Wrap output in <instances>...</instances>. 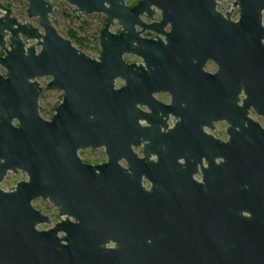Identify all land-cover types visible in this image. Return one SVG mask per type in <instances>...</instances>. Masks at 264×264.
<instances>
[{
  "label": "water",
  "instance_id": "95a60500",
  "mask_svg": "<svg viewBox=\"0 0 264 264\" xmlns=\"http://www.w3.org/2000/svg\"><path fill=\"white\" fill-rule=\"evenodd\" d=\"M27 1L28 17L38 18L41 28L21 22L0 2V184L10 172L27 175L10 191L0 186V264H264V238L254 237L255 229L264 232V169L233 166L231 152H223L224 176L233 172L238 179L234 196L224 180L221 206L214 191L207 203L191 192V215L163 217L160 227H138L133 215H121L183 209L181 203H158L141 185L143 175L152 180L155 174L148 160L155 151L153 131L164 122L158 109L183 113L179 99L189 91L206 101L195 121L212 125L220 116L218 101L229 113L225 104L243 92L245 103L264 113V0H234L225 13L217 0H138L133 6L126 0H60L76 7L77 18L105 15L98 57L59 33L53 3ZM116 21L119 32L111 30ZM146 31L155 36L145 37ZM126 54L141 62H128ZM209 62L215 72L205 70ZM43 77H51L47 88L64 93L50 120L40 114ZM118 80L125 84L117 86ZM161 91L173 95L174 105L164 108L156 100ZM143 118L152 125L142 127ZM141 138L150 141L145 159L132 149ZM99 147L108 155L103 164L79 155ZM123 158L128 169L119 164ZM159 171L169 174L166 166ZM39 198L58 208L57 222L34 206ZM201 209H211L210 216L194 215ZM43 224L51 226L40 229ZM110 241L115 248L106 246Z\"/></svg>",
  "mask_w": 264,
  "mask_h": 264
},
{
  "label": "flooded vegetation",
  "instance_id": "af4514ba",
  "mask_svg": "<svg viewBox=\"0 0 264 264\" xmlns=\"http://www.w3.org/2000/svg\"><path fill=\"white\" fill-rule=\"evenodd\" d=\"M160 18L161 13L156 11L154 20L159 21ZM142 19L146 22H152V19L147 14H144ZM169 29V26L166 27V30ZM143 35L150 38L154 37L155 33L146 31ZM126 55L125 59L130 63L141 62L139 57L140 62L129 61ZM205 70L208 71L206 67ZM124 84L123 82L119 87ZM154 97L164 108L174 105V97L169 91L158 92L154 94ZM245 99L246 96L243 92L237 100L233 98L229 99L225 104V109L230 110V112L226 114L223 113L224 108L222 102L218 101L220 116L218 120L212 122V125H199L195 121L197 117L203 115L202 112H199L198 107H205L206 101L201 97H199V100L195 99L194 95L189 91L186 92L183 98L179 99L181 103L178 110L184 111L183 113L176 114L169 112L168 115H165L162 109H158V119L161 118L164 122L156 124L157 127L153 131V147L155 151L151 152L148 160L153 163L151 167L155 174L152 180L146 175H143L141 185L145 191L154 194L158 203H160V199L166 201L167 204L181 203L183 209L155 208L151 210L121 212V215L126 217L133 215L135 221H138V223L134 222L138 227H141V224L143 226L144 223H146L145 225L150 223L151 225L155 224L160 227V220L163 217H186L191 215L190 209L187 208L190 203L191 192L199 194V198L207 203L209 199L211 200L210 193L214 191L215 203L217 206H221L224 180H228V188L231 191V195L234 196L235 189L233 184L238 179L233 172H230L228 176H224L223 165L228 160L223 155V152L226 153V151L231 152L233 155V166L240 164L241 166L253 168L257 171L260 168L264 169V113H260L254 103H245ZM260 106L264 107V102H261ZM139 107L145 113L149 114L152 112L148 105H139ZM230 119L234 120V122H230ZM139 123L142 127L152 125V122L148 123L146 118L140 119ZM255 123L258 125L256 126ZM148 143H150L149 140L141 138L139 145L132 146L133 151L140 159H145L144 149ZM86 149H100L106 155V159L93 163L81 157L84 162L92 165H100L108 161L105 147ZM147 163L146 165L148 166L149 164ZM119 164L124 169L129 168L125 158L120 159ZM164 166L167 167L168 176H164V172L160 173L159 171ZM192 168L193 172L191 175L190 169ZM213 178L214 180L212 181ZM215 211V219L220 221L222 218V209L218 208ZM210 214L211 209H201L196 211L194 215L208 218ZM241 214L246 217L251 216L247 211H243ZM137 216L139 217L138 219ZM126 217L123 220L129 221L130 218ZM262 229H255V238H264ZM154 238H150L149 242L153 241ZM106 246L112 249L116 247V243L110 241Z\"/></svg>",
  "mask_w": 264,
  "mask_h": 264
},
{
  "label": "rangeland",
  "instance_id": "374dc122",
  "mask_svg": "<svg viewBox=\"0 0 264 264\" xmlns=\"http://www.w3.org/2000/svg\"><path fill=\"white\" fill-rule=\"evenodd\" d=\"M54 4V10L51 14V20L56 29L64 37L69 38V33L73 32L76 34V37L80 39L81 42L73 40L74 45L83 51L84 53L92 56L98 57L101 51L100 47V36L99 33L105 24V15L102 13H94L89 15H84L81 18H77L76 14L77 9L75 6L69 4L66 1L60 0H49ZM218 1V10L225 13L232 8H227L234 0H217ZM0 2L9 6L12 10V15L18 18L21 22H28L29 24L40 27L38 18H29L27 15L28 1L27 0H0ZM137 0H126L128 5H132ZM229 6V7H230ZM1 12V11H0ZM76 12V13H75ZM2 12L0 13V15ZM232 18L237 20L239 18V9L235 8L232 13ZM41 28V27H40ZM113 32H119L121 30V25L116 21L115 25L111 27ZM148 34V33H147ZM34 41H30V44H33ZM39 50L40 47H37ZM126 58L129 61L140 62V59L134 55H126ZM206 69L210 72L216 70V65L213 62H209L206 66ZM42 84L43 89L40 94V114L43 118L50 120L54 115L57 106L63 99L64 93L56 88H47L46 83L51 80V77H43L38 79ZM123 82L121 80L117 81V86H120ZM80 155L83 159L89 162L97 163L106 159V155L102 150L94 149H85L80 151ZM27 175L24 172H19L15 174L10 172L5 180L0 184L4 190H12V187L21 180H26ZM34 206L40 209L43 213L50 216L53 220V223L56 222V216L58 214L57 208L48 200L42 198L36 199L33 202ZM51 225L43 224L40 229H48Z\"/></svg>",
  "mask_w": 264,
  "mask_h": 264
},
{
  "label": "trees",
  "instance_id": "16d2710c",
  "mask_svg": "<svg viewBox=\"0 0 264 264\" xmlns=\"http://www.w3.org/2000/svg\"><path fill=\"white\" fill-rule=\"evenodd\" d=\"M69 38H70L72 41H73V40H76V41L81 42L80 39H78V38L76 37V34L73 33V32H70V33H69Z\"/></svg>",
  "mask_w": 264,
  "mask_h": 264
}]
</instances>
